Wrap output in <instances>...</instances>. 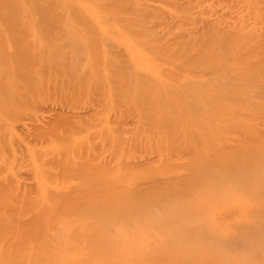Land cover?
<instances>
[{"label":"bare ground","instance_id":"1","mask_svg":"<svg viewBox=\"0 0 264 264\" xmlns=\"http://www.w3.org/2000/svg\"><path fill=\"white\" fill-rule=\"evenodd\" d=\"M0 264H264V0H0Z\"/></svg>","mask_w":264,"mask_h":264},{"label":"rangeland","instance_id":"2","mask_svg":"<svg viewBox=\"0 0 264 264\" xmlns=\"http://www.w3.org/2000/svg\"><path fill=\"white\" fill-rule=\"evenodd\" d=\"M83 113H85V112H82L81 114H83Z\"/></svg>","mask_w":264,"mask_h":264}]
</instances>
